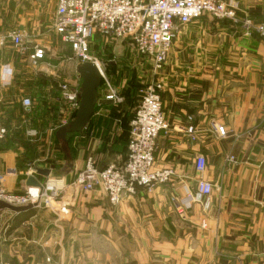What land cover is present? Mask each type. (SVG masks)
Here are the masks:
<instances>
[{
  "label": "crops",
  "instance_id": "obj_1",
  "mask_svg": "<svg viewBox=\"0 0 264 264\" xmlns=\"http://www.w3.org/2000/svg\"><path fill=\"white\" fill-rule=\"evenodd\" d=\"M221 1L234 8L237 21L206 15L183 28L162 77L171 129L158 138L156 164L174 170L172 181L140 188L113 206L103 192L85 193L72 182L89 157L101 168L125 160L129 121L123 105L100 97L88 128L70 138V157L54 125L68 113L59 84L79 90L80 63L73 57L61 61L68 73L62 80L50 61L57 52L51 27L58 0H0V36L18 29L46 50L45 60L33 67L11 44L0 46V104L12 95L11 119L35 121L38 129L33 140L0 141V185L22 193L28 177L43 182L28 168L34 161L51 170L49 184L61 191L67 211L6 210L0 216V264H264V38L244 36L242 24L264 21V0ZM108 61V72H115L117 64ZM5 65L13 69L10 80H3ZM24 98L34 100L29 113ZM190 116L196 140L182 131ZM213 123L226 129L224 137ZM28 140L34 150L26 154L21 143ZM198 156L206 159L203 173L196 171ZM199 179L211 183L213 192L181 215L178 207L196 194Z\"/></svg>",
  "mask_w": 264,
  "mask_h": 264
},
{
  "label": "built area",
  "instance_id": "obj_2",
  "mask_svg": "<svg viewBox=\"0 0 264 264\" xmlns=\"http://www.w3.org/2000/svg\"><path fill=\"white\" fill-rule=\"evenodd\" d=\"M206 15L218 21H237L234 8L221 0H58L51 31L61 43L72 49L79 63L92 62L98 67L102 75L100 97L104 102L121 104L123 95L109 77L110 62L101 61L93 52L99 42L109 44L115 40H131L135 53L148 66L150 74L149 77L141 78L143 81L138 91V107L129 121L125 160L101 168L94 158L89 157L85 167L72 182L80 191L103 192L109 202L116 206L135 195L140 188L152 189L172 181L174 170L158 168L156 164L158 138L161 134H168L171 129L162 104V77L179 32ZM242 24L244 36L257 35L264 38V21L255 23L247 19ZM25 38L24 31L13 30L0 38V46L11 44L22 58L29 56L32 66L38 67L45 60L46 50L40 46L31 48ZM2 73L3 80H10L13 69L5 65ZM59 88L62 100L68 105V113L61 119V126H64L72 120V114L77 112L79 90L67 82L59 84ZM22 104L30 109L32 101L25 98ZM212 127L221 137L227 133L224 127L215 123ZM182 131L196 140L197 129L193 117H188ZM7 133V128L0 120V141L6 138ZM195 165L196 171L203 173L206 169L205 157L198 156ZM49 182L38 207L56 214H67L60 202L61 191ZM212 192L213 185L199 179L196 194L190 196L184 206L178 207L179 213L183 215L194 203L207 202ZM38 200L39 190L36 188L12 193L0 185V201L10 205L26 206ZM202 227H206L204 221Z\"/></svg>",
  "mask_w": 264,
  "mask_h": 264
},
{
  "label": "rangeland",
  "instance_id": "obj_3",
  "mask_svg": "<svg viewBox=\"0 0 264 264\" xmlns=\"http://www.w3.org/2000/svg\"><path fill=\"white\" fill-rule=\"evenodd\" d=\"M13 30H18V29H13ZM13 30L6 31L3 35L0 36V38H2L7 33H9L10 31H13ZM25 34H26L25 39L27 41V44H29V46L32 48V46H33V44L31 43L32 35L29 33L28 34L25 33ZM56 39H57L56 41L58 42V43H56L57 44L56 56L54 57V56H52V54H50L52 60H50L49 57L48 58L52 62L53 66H55L56 71L61 76L62 80L63 79L65 80L66 78H68V76H67L68 73H66L67 74L66 75L65 74L66 70L62 69V67H60L61 61L66 60V59L68 60L71 57H73L74 59H76V58L74 56L75 54L72 51V49L70 50V48H68L63 43H61V41L59 40L58 37ZM34 46H38V45H34ZM107 46H108V50H106L104 53L105 57L107 58V60H110L112 62H115V64H117L115 66L116 67L115 72L109 73V77H111L113 84L116 87H119L121 90V93L123 95V101L121 102L120 105H123V110L126 111L125 116H127L128 121H129L130 117L132 116L134 111L137 109L138 103H139V92H137L136 86L138 85V83L143 81V79H141L142 77H144V76L149 77L150 76L149 68L135 53V50H134V47H133L131 40H125V41L115 40V41L109 42V44H107ZM19 56L21 57V55H19ZM99 59L101 61L105 62L100 57H99ZM23 60H25L24 62L26 64L32 65L30 63L29 56L24 57ZM64 82H66V81L61 82L60 85ZM67 83H69V82H67ZM15 103H16V99L13 98L12 95H10V96H8L7 101L0 104V120L5 125V127L7 128V131H8L6 138L2 141L11 142L14 138H19V142H21L22 140H24L26 138L33 140V138L37 137V133H38L37 132L38 129L36 128L35 121H32L30 124H24L23 121H21L20 119H19V121H16V120L13 121V119H11L15 116V110L14 111L12 110L15 106ZM33 106H34V104L32 103L31 108ZM23 108H24V110L26 109L25 107H23ZM30 110L31 109H26L25 112H30ZM17 115H19V117H20V114H17ZM54 126H55V129H57V130L60 128L61 116ZM35 130L37 133H33V131H35ZM127 133H128V138H127V144H128V141H129V122H128V132ZM71 137L72 136H70V138ZM70 138H69V142H70ZM21 144H22V148L26 154L27 153H33L34 143H32L28 140V142H22ZM70 148L74 151V149L72 148L71 145H70ZM34 163L35 162L32 161L28 164V168L31 171H33V168L35 167Z\"/></svg>",
  "mask_w": 264,
  "mask_h": 264
},
{
  "label": "water",
  "instance_id": "obj_4",
  "mask_svg": "<svg viewBox=\"0 0 264 264\" xmlns=\"http://www.w3.org/2000/svg\"><path fill=\"white\" fill-rule=\"evenodd\" d=\"M77 73L79 75L81 84L79 92L77 94L78 108L75 117L66 125L61 126L56 136L60 144L69 153L71 157V148L69 138L72 135L80 134L86 130L96 113V107L99 102V90L102 86V75L98 67L92 62H83L78 64ZM38 175L45 178L43 182H40L34 176L28 177L26 181L27 188H36L39 190V200L34 204H28L26 206H13L6 202L0 201V216L7 210L16 215L29 212L30 210L39 206L41 196L44 194V189L51 177L50 169H43L34 167ZM1 255V244H0ZM1 261V259H0Z\"/></svg>",
  "mask_w": 264,
  "mask_h": 264
},
{
  "label": "trees",
  "instance_id": "obj_5",
  "mask_svg": "<svg viewBox=\"0 0 264 264\" xmlns=\"http://www.w3.org/2000/svg\"><path fill=\"white\" fill-rule=\"evenodd\" d=\"M98 45L99 46H96V48H93V52H94V54H96L98 57H100L102 60H104L105 62H108V60H107V58L105 57V55H104V53H105V51L106 50H108V47L106 48V49H104V47H105V45H107V44H104V43H98ZM100 46H102V48H100ZM70 50H71V48H70ZM57 84V83H56ZM57 86V85H56ZM137 87V92L139 91V89H140V87H141V82L140 83H138V85L136 86ZM100 91L101 90H99V95L101 94L100 93ZM56 95H57V93L54 95V97H56ZM60 98H61V96H60ZM31 99V101H32V103L34 104V100L32 99V98H30ZM61 106H63V105H61ZM64 107V109L66 108L65 106H63ZM30 109H32V108H30ZM67 109V108H66ZM98 109V108H97ZM49 110V109H48ZM31 111V110H30ZM51 112H53V110L51 111ZM26 113H29V112H26ZM50 113V110L49 111H47L46 112V115L47 114H49ZM75 115H76V113H73L72 114V117L74 118L75 117ZM130 119H131V117H130ZM130 121V120H129ZM2 122V121H1ZM3 124V123H2ZM4 125V124H3ZM72 136H74V135H72Z\"/></svg>",
  "mask_w": 264,
  "mask_h": 264
}]
</instances>
